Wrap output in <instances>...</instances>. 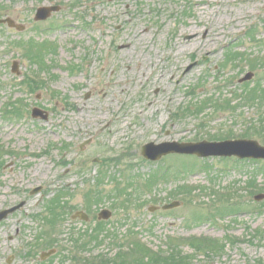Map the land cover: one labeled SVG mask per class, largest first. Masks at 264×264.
Instances as JSON below:
<instances>
[{"label":"rangeland","instance_id":"obj_1","mask_svg":"<svg viewBox=\"0 0 264 264\" xmlns=\"http://www.w3.org/2000/svg\"><path fill=\"white\" fill-rule=\"evenodd\" d=\"M50 6L61 11L36 22ZM0 8V20L25 29L0 24V213L22 205L0 222V264L111 262L136 244L164 255L174 248L192 257L186 264H264V200L254 198L264 194V160L141 155L149 143L241 140L259 109L236 97L264 88V0H0ZM34 108L48 120L33 119ZM104 209L112 216L99 221ZM98 222L99 242L88 243ZM193 236L223 248L194 253Z\"/></svg>","mask_w":264,"mask_h":264},{"label":"trees","instance_id":"obj_2","mask_svg":"<svg viewBox=\"0 0 264 264\" xmlns=\"http://www.w3.org/2000/svg\"><path fill=\"white\" fill-rule=\"evenodd\" d=\"M46 47H50L48 44ZM238 56V55H236ZM243 56V55H242ZM237 60V58H235ZM246 62L247 63H251L252 65H254L255 61H249V57H246ZM258 60V59H256ZM251 69H253L252 67H250ZM28 80V79H27ZM32 83L29 85V87H34L36 88L38 85L37 83L31 81ZM262 85V84H261ZM36 86V87H35ZM34 88L32 89L34 91ZM243 95H239L236 97V100L239 99V102H242L244 100L245 97L251 98L249 102H246V100H244V102H246L245 104H249L250 106H255L258 107L259 112L256 115V117L253 119V122L249 123V125H246V130L244 129V133L239 137L241 139H256L259 138L262 143L264 144V88L261 89H256V91H246L243 92ZM211 103V102H210ZM214 106H217V108H220L219 106H223L222 104H226L227 106H231L230 109H237L239 108L238 106H235L234 103L222 100V104H218L213 102L212 103ZM232 104V105H231ZM241 104V103H240ZM234 107V108H233ZM18 108L17 106L13 107L14 109V113H18L19 111L16 109ZM222 139H227V138H222ZM216 140H220V139H216ZM114 160V159H112ZM254 184V183H253ZM252 184V185H253ZM90 198V197H89ZM88 198V200H89ZM51 204V203H50ZM52 204H60L59 200L55 201V203ZM52 207H49V211L51 212L50 215V220L49 222H51L53 217H56V214L54 213V211H52ZM102 223H97L96 225V229H94L95 231H91L89 234L90 240L88 243L93 242V243H97L99 242V237L100 234L98 233V229H100V226H102ZM81 241H76L74 242V245L76 247V250L78 248H82V250H88L86 249L88 247L87 243H83L82 245L79 246ZM186 244L188 247L192 248L194 250V253H204L207 250L210 249H215V252L221 251L219 248H223L221 247L219 241H215L212 238H205V237H189L188 240H186ZM223 246V245H222ZM50 248L54 247V245L49 246ZM137 247V253H139L142 257L141 260L137 259L136 261H134V264H186L187 261L192 258L190 256H188V260L185 259V257L182 256L180 251H177L176 249H171L170 253L164 255V254H160L159 252H152L150 251L144 244L141 246L139 244H136ZM119 249H122L119 246ZM134 251V253H135ZM127 254H125L124 252L120 253V254H116L115 255V260L114 261H109L106 257L104 256H98L95 257L93 259H77L76 257H73L72 260L76 263V264H131V257L132 255H134V253L132 255H130V250L126 252Z\"/></svg>","mask_w":264,"mask_h":264},{"label":"water","instance_id":"obj_3","mask_svg":"<svg viewBox=\"0 0 264 264\" xmlns=\"http://www.w3.org/2000/svg\"><path fill=\"white\" fill-rule=\"evenodd\" d=\"M59 7H44L37 11L36 21L47 20L52 13L58 12ZM0 23H8L10 27L16 28L18 31H23L24 27L16 25L14 21L8 19L6 21H0ZM253 75L248 74L241 82L251 80ZM33 118H41L43 120L48 119V115L39 109L33 110ZM141 154L150 161H158L162 157L169 154H180V155H197L200 158L208 157H237L239 159H259L264 160V146L260 145L257 141L252 140H236V141H225L220 143H208L202 142L198 144H179V143H163L155 145L150 143L142 148ZM39 190H35V193ZM264 198L260 197V199ZM259 199V200H260ZM22 205L14 207L10 210L3 211L0 213V222L6 219L8 215L17 211ZM179 203H172L165 206V209H172L178 207ZM77 216L87 219L83 214L79 213ZM112 216L111 212L105 210L99 215L100 220H108ZM53 252L43 254L42 259H46L51 256Z\"/></svg>","mask_w":264,"mask_h":264},{"label":"bare ground","instance_id":"obj_4","mask_svg":"<svg viewBox=\"0 0 264 264\" xmlns=\"http://www.w3.org/2000/svg\"><path fill=\"white\" fill-rule=\"evenodd\" d=\"M130 68V67H129ZM131 69V68H130Z\"/></svg>","mask_w":264,"mask_h":264},{"label":"flooded vegetation","instance_id":"obj_5","mask_svg":"<svg viewBox=\"0 0 264 264\" xmlns=\"http://www.w3.org/2000/svg\"><path fill=\"white\" fill-rule=\"evenodd\" d=\"M1 9V8H0Z\"/></svg>","mask_w":264,"mask_h":264}]
</instances>
